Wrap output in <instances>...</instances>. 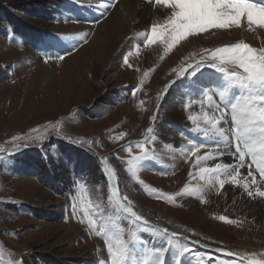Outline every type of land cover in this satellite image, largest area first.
Wrapping results in <instances>:
<instances>
[{
    "label": "rangeland",
    "instance_id": "1",
    "mask_svg": "<svg viewBox=\"0 0 264 264\" xmlns=\"http://www.w3.org/2000/svg\"><path fill=\"white\" fill-rule=\"evenodd\" d=\"M102 3L101 0H0V149H3L0 151L3 157L0 159V245L4 250L3 264L10 259H22L23 264H102L107 260L102 238L89 233L86 220L80 223L89 198L93 202V206L88 208L90 214L99 204L104 221L123 215L115 212L107 199L110 192L104 172L105 160L107 166L117 173L119 193L126 195L134 210L149 222L148 229L176 232L178 243L193 250L190 255L198 264H201L199 261H203L202 264H231L237 259L228 258L224 251L240 254L242 264H248L250 254L264 259V226L255 225L256 221L251 217L253 210L250 209L253 200L246 196L248 203L245 204V198H240L242 190H237V195L227 200L224 192L217 195L218 185L209 187L204 191V197L209 201L207 204H202L196 197L178 196L176 203L157 198L159 192L175 196L186 183L190 188L204 183L195 176L189 177L190 163H179L178 170L174 166L169 171L165 162L167 158L172 157L169 162L173 157L182 161L178 155L183 152L167 150L163 145L170 148L171 143L178 144L174 137L179 128L167 123L173 120V113L180 110L176 96L178 89L182 85L188 88L190 97L196 93L192 84L202 82L207 87L215 81L210 74L215 79L222 74L204 67L195 77L187 78L192 83L188 85L182 69L205 55L203 49H215L239 41L260 48L264 46V29L212 30L182 40L168 53L164 52L160 42L136 50L151 23L162 22L161 17H153L144 32L134 35L131 48L122 47L118 53L121 64L115 73L123 72L126 76L131 72L134 73L133 78L124 85L105 88L99 76L102 72L109 74L110 67L98 66L91 46L94 28L103 24L110 15L111 7L107 11L106 7L97 6ZM63 26L72 28L63 30ZM77 26L83 29L77 31ZM83 33H88L87 43L75 38ZM43 36L47 37L45 44ZM181 47L184 51L180 52ZM85 48L91 56L87 78L94 89L83 88L82 78L71 79L65 73L66 59ZM69 51L71 55L66 54ZM53 52L65 53V59H50L45 63L46 54ZM125 57L133 67L124 64ZM165 62H168L167 68L161 71ZM41 66L44 67L42 81L49 83L39 82L40 76L34 70ZM61 75L63 81L59 83L57 80ZM137 88L136 96H132L131 92ZM122 107L129 108L120 112ZM191 107L181 111L183 124L186 120L189 122V116L202 121L207 110H200L196 104ZM157 113L158 119L153 122L151 118ZM84 123L92 124L94 129L82 128ZM148 127L154 128L158 139L145 144L146 150L154 153V159L145 161L144 166L152 165L158 171L151 172L144 167L138 177L149 189H157V193L146 192L139 180L127 172V160L131 156L126 150H121L131 144L132 155H139L136 143L146 140ZM121 133L125 134L122 138ZM16 137L20 139L15 140ZM5 150H11L12 155ZM225 158L226 155L223 161L227 160ZM190 159L196 161L195 156L187 155V160ZM204 165L212 166V163L209 161ZM196 171L193 170V174ZM162 172L169 174L161 175ZM148 173L156 178L179 176L163 188L149 181L145 177ZM71 177H74L73 181ZM85 192L88 195L81 200L77 194ZM74 196L77 197L75 200ZM214 198L225 203V207H220L218 202L215 210H209ZM185 200L198 202L202 215L193 210L192 215L187 216ZM122 202L127 204L128 201ZM73 203L78 209L75 216L71 214L70 205ZM164 206H168L170 211H165ZM220 215L238 223L225 224L217 218ZM201 217L207 221L197 220ZM93 218L99 225L100 218ZM127 233L128 228H125ZM138 235L143 239L144 249L165 245L162 238H156L150 231L141 230ZM169 238L177 242V238ZM166 255L170 257V264H175L176 250L172 249ZM187 257L189 254L186 253L180 259ZM138 259H143V253Z\"/></svg>",
    "mask_w": 264,
    "mask_h": 264
},
{
    "label": "snow or ice",
    "instance_id": "2",
    "mask_svg": "<svg viewBox=\"0 0 264 264\" xmlns=\"http://www.w3.org/2000/svg\"><path fill=\"white\" fill-rule=\"evenodd\" d=\"M145 2L164 10L161 15L162 22L151 23L149 30L144 33V40L137 44L136 50L141 46L146 47L160 42L164 46V52L168 53L182 40L212 30L242 27L250 31L264 29V0H145ZM101 6L111 7L112 4L106 0ZM87 36L88 33H83L75 38L81 43H87ZM69 38L72 37H61V39ZM202 51L205 55L182 69L184 78L195 77L204 67H210L222 75L209 86L199 88L194 95L190 96L185 109L187 110L193 104H198L201 109H207L202 121L194 119L193 116H189L188 119L195 125L192 131L213 142L202 144L190 140L191 146L188 148L187 155L195 156L197 164L209 159L215 162L212 166L199 164L196 177L204 182L202 185L190 188L186 183L175 196L159 192L157 198L176 203L178 196L196 197L202 204H207L209 201L204 197V191L207 188L218 185L217 195H220L221 192L227 193L229 189L226 185H228L232 189L242 190V193L252 200L257 198L264 200V46L255 48L244 41H239ZM66 54L71 55V51ZM66 54L47 53L45 63L50 59L63 61ZM124 64L129 68L133 67L129 64L127 57L124 58ZM229 69H235V71H229ZM137 91L139 88L133 90L131 95L136 96ZM159 107L158 103V110ZM151 119L155 122L158 119V113ZM146 133L148 134L146 140L136 143L139 155H132L131 144L121 150H126L131 156L127 160V172L134 179L139 180L146 192L157 193V189H149L138 177V173L144 168V162L154 159V153L146 150L145 144L155 138V130L153 127H148ZM124 135L121 133V138ZM14 139L19 140L20 137ZM201 149L206 151L197 155ZM207 149H214V151L210 152ZM8 154L11 155V153ZM225 155L231 157L229 162L223 161L222 158ZM117 158L119 159L118 154ZM0 159L3 157L0 156ZM185 159L187 160V156ZM243 169L246 171H242ZM104 172L110 192L107 199L114 206V211L123 215L115 219L109 217L107 221H104L99 204L94 206L95 210L91 214L89 213L88 208L93 206L89 198L87 206L83 208L84 218L80 220V223H85L86 220V227L90 234L102 238L107 250V260L102 264H166L165 254L172 249H175L177 253L175 264H182L180 257L186 253L191 254L192 249L178 243L179 238L176 232L169 233L167 229H148L149 222L134 210L132 202L126 195L122 196L119 193L116 183L117 173L107 166L106 160ZM160 174L168 175L169 173ZM188 175L193 178V171L190 170ZM77 195L83 200L88 194L85 192L83 195L79 193ZM76 198L74 196L73 200ZM122 201L128 202L125 204ZM70 207L71 214L75 216L78 211L76 204L73 203ZM96 216L100 218L99 225L97 219L93 218ZM217 218L229 225L238 223L237 220L224 215ZM125 228H128L127 235ZM141 230L150 231L158 239L162 238L166 246L162 245L151 250L144 249L143 239L138 235ZM169 237L177 238V242L174 243ZM141 253H143V259H138ZM223 254L237 258L231 264H242L243 257L240 254L231 251H224ZM3 256V246L0 245V264H3ZM7 264H23V260L10 259ZM248 264H264V259H257L250 254Z\"/></svg>",
    "mask_w": 264,
    "mask_h": 264
},
{
    "label": "bare ground",
    "instance_id": "3",
    "mask_svg": "<svg viewBox=\"0 0 264 264\" xmlns=\"http://www.w3.org/2000/svg\"><path fill=\"white\" fill-rule=\"evenodd\" d=\"M102 1L104 3L106 2V0H102ZM113 1L114 0H109V2L112 4V7L110 9L111 11L107 10V11H110V13H109L110 15L108 16L107 20L103 21L104 22L103 24H100L96 28H94L95 35H94L93 42L91 45L94 48L93 49V53H94L93 56H95L94 59H97L98 66L99 67L102 66L103 68L110 67L111 72L109 74H107L106 72H102V74L99 76L100 81L103 83L105 88H107L111 85H113L114 87H118L122 84L124 85L125 83L129 82L131 80V78H133L134 73L132 74L131 72L126 73L127 77L124 76L123 72L119 73V74L115 73L121 64L120 59L118 58V56H119L118 53L122 49V47H128V49H130L131 45H132V40H134L133 39L134 35L136 33L140 34V32H144L146 30V28L148 27L149 23L151 22V19L153 17H161L162 12L164 11L162 8H158V7L149 5L148 3L145 2V0H117L114 2ZM107 9H109V7H107ZM80 27L81 26L76 27L77 31H80V29H83ZM69 28H72V27L71 26H67V27L63 26L62 27L63 30H66ZM85 50H86V48L82 49L83 52H78V53L74 54L73 56L68 57L66 59L67 66L65 69V73H66V75H68L67 77H69L71 79L74 78L76 80L78 78L79 79L82 78V80H83V86L82 87L83 88L85 87L86 89L87 88L94 89L92 87L90 79H88L89 77L87 78V76H88L87 75V66H88V62L91 61L90 60L91 56L89 53L90 51L89 52L87 51L88 48L86 51ZM181 51H184V47H181L180 52ZM167 65H168V62H165L161 67V71H164L167 68ZM34 71H37L38 76H40V79H39L40 83H42V84L43 83H49L48 81H42L43 77L41 75L44 72V67L41 66L39 68H36V70H34ZM61 80H62V75L58 78L57 81L59 83L60 82L62 83L63 80L62 81ZM43 103H45V101ZM128 108L122 107L120 109V112H126L128 110ZM37 110H38V108H37ZM173 114H174L173 120H175V119L176 120H183L181 117L183 115L181 110L175 111ZM136 122H137V120H136ZM82 128L88 129V130H89V128L94 129L93 125L89 124V123H84ZM139 132H140V130H139ZM177 139L178 138L174 137V141H176ZM5 153H7V154L11 153V155H12L11 150H5ZM167 156H169V155H167ZM226 157L227 158H225V159H227V160H224V161L229 162L231 160V157L229 155H226ZM171 158L172 157H168L167 161L169 162ZM169 163H172V165L175 166L174 168L177 169L179 167L180 161L176 157H173V160H171V162H169ZM242 171H246V169H243ZM177 172H180V171H177ZM184 173H185V171H184ZM178 176L179 175H176L171 179L172 180L178 179ZM145 177L148 178L149 181L151 180V182L154 183L155 185L163 187V188H165L167 186V182H170V180H171L168 177L167 178H165V177L156 178V176L151 175L149 173ZM157 177H159V176H157ZM226 188L229 189L226 193L227 200L233 199L237 195L236 192L238 189H232L228 185H226ZM240 196H241L240 197L241 199L245 198L243 202L245 204H247L248 202L246 200L247 199L246 195L242 193ZM218 202L219 201L216 198H214L213 205H211L209 207V210H215L216 209V203H218ZM183 203L185 204L184 209H185V213L187 214V216L192 215L193 210H197L199 215H202V214H200L201 211L198 209V205H199L198 202H196L194 200H185V201H183ZM218 204L220 207H223V208L225 207V203H223L221 201ZM250 205H251L250 209L253 210L251 213L252 214L251 217H253V220L256 221L255 225L257 227L264 226V208L262 207V206H264V200L257 198V200H253L252 204H250ZM163 209L165 211H168V212L170 211V208H168V206H164ZM199 219L207 221V219H205L204 217L198 218L197 220H199ZM254 238L255 237H253V239ZM27 264H29V263L27 262Z\"/></svg>",
    "mask_w": 264,
    "mask_h": 264
}]
</instances>
